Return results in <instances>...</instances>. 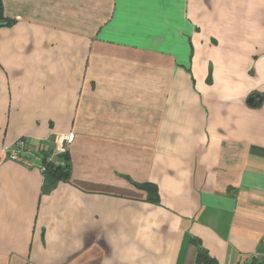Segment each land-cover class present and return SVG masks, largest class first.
<instances>
[{"label": "crops", "instance_id": "0c3cea01", "mask_svg": "<svg viewBox=\"0 0 264 264\" xmlns=\"http://www.w3.org/2000/svg\"><path fill=\"white\" fill-rule=\"evenodd\" d=\"M1 2L0 264H262L264 0Z\"/></svg>", "mask_w": 264, "mask_h": 264}, {"label": "built area", "instance_id": "2783aa9c", "mask_svg": "<svg viewBox=\"0 0 264 264\" xmlns=\"http://www.w3.org/2000/svg\"><path fill=\"white\" fill-rule=\"evenodd\" d=\"M71 139V133L58 137L49 154L45 156L46 164L43 163V153L48 151V148L41 141L32 142L26 137H18L11 145L3 147L2 151L8 160L25 166H32L38 161L39 169L43 173L47 164L55 165L59 163V156L67 152V145ZM262 264H264V256L262 258Z\"/></svg>", "mask_w": 264, "mask_h": 264}, {"label": "trees", "instance_id": "16d2710c", "mask_svg": "<svg viewBox=\"0 0 264 264\" xmlns=\"http://www.w3.org/2000/svg\"><path fill=\"white\" fill-rule=\"evenodd\" d=\"M8 20L3 16V6L2 2L0 0V26L1 25H7ZM52 148V147H51ZM51 148L48 147V151L43 153L44 159L43 163H45V156L49 154L51 151ZM67 153V152H66ZM66 153L59 156V163L58 164H47L45 171L43 173L53 179V180H60V179H66L69 175V166L66 161ZM46 164V163H45ZM142 188L146 189L148 192V195L152 198H156V189L153 186L144 184L141 185ZM191 242L195 244L197 248V255L196 260L198 263L203 264H218L217 261L211 257L206 250L201 246L200 242L196 239L191 237Z\"/></svg>", "mask_w": 264, "mask_h": 264}, {"label": "water", "instance_id": "95a60500", "mask_svg": "<svg viewBox=\"0 0 264 264\" xmlns=\"http://www.w3.org/2000/svg\"><path fill=\"white\" fill-rule=\"evenodd\" d=\"M251 100H252L253 105H257V104H259V102H260V96L257 95V94H254V95L251 97Z\"/></svg>", "mask_w": 264, "mask_h": 264}]
</instances>
